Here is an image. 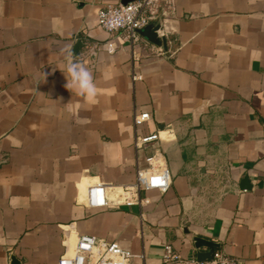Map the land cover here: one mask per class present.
I'll return each mask as SVG.
<instances>
[{
    "label": "crops",
    "instance_id": "1",
    "mask_svg": "<svg viewBox=\"0 0 264 264\" xmlns=\"http://www.w3.org/2000/svg\"><path fill=\"white\" fill-rule=\"evenodd\" d=\"M122 3L0 0V264H58L83 235L131 264H181L163 261L167 245L197 260L195 236L264 264V0H168L163 54L98 27ZM67 50L92 72L93 102L64 87ZM161 169L167 193L119 203L138 171ZM99 184L107 205L91 207Z\"/></svg>",
    "mask_w": 264,
    "mask_h": 264
},
{
    "label": "built area",
    "instance_id": "2",
    "mask_svg": "<svg viewBox=\"0 0 264 264\" xmlns=\"http://www.w3.org/2000/svg\"><path fill=\"white\" fill-rule=\"evenodd\" d=\"M168 0H136L127 5L107 6L97 13L98 27L108 34H123L126 43L135 50L146 48L150 52L163 54L162 48L157 49L146 41L140 34L142 30L152 24L161 25L165 18V9ZM160 32V31H159ZM158 32V34H159ZM161 37V36H159ZM163 37V36H162ZM107 51L110 55L116 52L112 43H107ZM142 77L134 76L133 80H141ZM150 119L148 113L134 116V125L141 126ZM157 139V136L147 138L144 142ZM153 168V165H152ZM136 184L133 187L122 188L119 191V203L130 206H146V200H141L142 191L157 190L162 194L168 192L172 184V177L167 169L159 171L137 172ZM107 186L99 184L91 186L87 190V201L91 207H105L107 205L105 192ZM172 246H165L163 261L165 263L178 262L181 264H240L239 261L227 256L221 251L214 252L211 261L199 263L195 259H183L175 254ZM134 255L121 248L116 243L99 241L94 236H80L72 257L62 258L58 264H131Z\"/></svg>",
    "mask_w": 264,
    "mask_h": 264
},
{
    "label": "clouds",
    "instance_id": "3",
    "mask_svg": "<svg viewBox=\"0 0 264 264\" xmlns=\"http://www.w3.org/2000/svg\"><path fill=\"white\" fill-rule=\"evenodd\" d=\"M60 70L66 79L64 87L72 95L81 97L87 102L95 100L97 86L93 74L82 62L74 59L70 50L66 51L64 66Z\"/></svg>",
    "mask_w": 264,
    "mask_h": 264
},
{
    "label": "water",
    "instance_id": "4",
    "mask_svg": "<svg viewBox=\"0 0 264 264\" xmlns=\"http://www.w3.org/2000/svg\"><path fill=\"white\" fill-rule=\"evenodd\" d=\"M136 0H123L122 5H127L128 3H131ZM161 30V25L159 23L152 24L142 30L140 32L141 36L145 38L149 43H151L154 46H157V48H162L164 50H167V41L163 37H159L158 32ZM250 184L249 180L246 177L245 179L242 180L241 182V190H247L249 189ZM195 247L197 250V261L199 263H203L206 261H211L213 258L214 254V248H218L219 246L215 243L210 242L209 240L202 238L200 236H195L193 238ZM202 248H206L209 251L208 252H201ZM12 264H19L18 260L15 258H12Z\"/></svg>",
    "mask_w": 264,
    "mask_h": 264
},
{
    "label": "rangeland",
    "instance_id": "5",
    "mask_svg": "<svg viewBox=\"0 0 264 264\" xmlns=\"http://www.w3.org/2000/svg\"><path fill=\"white\" fill-rule=\"evenodd\" d=\"M115 194V197H118L119 196V192L118 191H116V192H114Z\"/></svg>",
    "mask_w": 264,
    "mask_h": 264
}]
</instances>
